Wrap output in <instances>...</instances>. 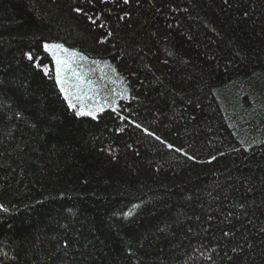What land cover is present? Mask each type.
I'll use <instances>...</instances> for the list:
<instances>
[{
    "label": "trees",
    "instance_id": "obj_1",
    "mask_svg": "<svg viewBox=\"0 0 264 264\" xmlns=\"http://www.w3.org/2000/svg\"><path fill=\"white\" fill-rule=\"evenodd\" d=\"M0 204V264H264V0H0Z\"/></svg>",
    "mask_w": 264,
    "mask_h": 264
},
{
    "label": "snow or ice",
    "instance_id": "obj_2",
    "mask_svg": "<svg viewBox=\"0 0 264 264\" xmlns=\"http://www.w3.org/2000/svg\"><path fill=\"white\" fill-rule=\"evenodd\" d=\"M87 2L89 4L93 3V0H87ZM131 2V0H123V3L125 5L129 4ZM76 13L79 14H85V8L84 7H76L73 9ZM129 13H125L124 16L119 17V19H124L126 16H128ZM104 13L103 12H99V13H94L91 16H87V19L94 25L100 27V28H105L107 27V22L104 21ZM103 21V22H102ZM113 35V33L111 31H108L105 34V38L100 40V43H104L106 42L108 37H111ZM44 49L48 52H50L54 57H55V63H56V79L60 84L61 87V91L63 92L65 98L68 101V104L71 108L76 109L77 108V104L80 105L79 111L76 112V115H87V116H91V117H96L97 113L99 112H103L104 111V107L103 105H97L95 107H93L90 110H85V105L83 103V101L85 99H93V97L95 95H98L99 90L98 89H93V85L94 82L91 80H84L83 76L81 73L76 72V70L72 67V61L70 58H62L60 53H70V50L68 48H66L63 44H59V43H45L43 45ZM27 58L30 61H33L34 63H36L37 67H40V63L36 62L35 57L33 55L32 52L26 53ZM71 56H75L78 55V53H76L75 51H71L70 53ZM83 59H87V57H82ZM45 68V72H47V66H44ZM115 72V69H112ZM66 71H71L72 74L76 77V79L78 81H80V84H87L89 86L90 89L93 90V97H90L87 95V93L83 92V89L80 87V84H76L73 85V87H75L76 91H72V87H68L66 86L68 84V80L67 77L64 75V73ZM119 96L121 98L123 97V93H115L113 99H112V103L108 104L107 106L109 108L112 109V111L116 112L119 110V105L117 104L116 101V97ZM75 100V102H74ZM105 104H107V101L104 102ZM121 120H127L128 118L121 115L119 117ZM133 124H135V121H132ZM136 127H140L139 124H136ZM145 132H147V129H143ZM119 131H123V129H119ZM151 135H154L153 133H149ZM156 139H160L159 136L156 137ZM166 143V142H165ZM166 146L168 148H173L172 144L166 143ZM176 151H181V149L177 148L175 149ZM0 209H3V211L7 212L8 209L4 208V206L2 204H0Z\"/></svg>",
    "mask_w": 264,
    "mask_h": 264
},
{
    "label": "rangeland",
    "instance_id": "obj_3",
    "mask_svg": "<svg viewBox=\"0 0 264 264\" xmlns=\"http://www.w3.org/2000/svg\"><path fill=\"white\" fill-rule=\"evenodd\" d=\"M63 54H64V53H60L61 56H63ZM125 97H126V96H125ZM88 102H89V101H86V102L83 101V103H84V105H85V108H86V106H87L86 103H88ZM79 106H80V105H79ZM87 107H88V108L90 107V109H92L93 107H95V105H91V104H89V106H87ZM88 108H86L85 110H86V111H87V110H90V109H88Z\"/></svg>",
    "mask_w": 264,
    "mask_h": 264
}]
</instances>
